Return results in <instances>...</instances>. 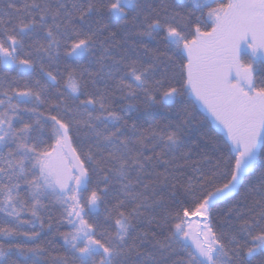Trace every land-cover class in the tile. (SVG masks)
Segmentation results:
<instances>
[{"label": "snow or ice", "instance_id": "obj_1", "mask_svg": "<svg viewBox=\"0 0 264 264\" xmlns=\"http://www.w3.org/2000/svg\"><path fill=\"white\" fill-rule=\"evenodd\" d=\"M258 153L264 0H0V264H264Z\"/></svg>", "mask_w": 264, "mask_h": 264}, {"label": "trees", "instance_id": "obj_2", "mask_svg": "<svg viewBox=\"0 0 264 264\" xmlns=\"http://www.w3.org/2000/svg\"><path fill=\"white\" fill-rule=\"evenodd\" d=\"M225 2H227V0H225ZM152 46H155V45H152ZM147 111H156L155 109H149ZM197 112H198V116H197V119L200 120V118L203 116V117H206V119L204 120H201V122L192 130V135L193 137H197L199 135V133L201 132H206L207 133V136L201 140V143L204 144L209 150H211L212 148V142L213 140L215 141H222L225 138V136L220 133L213 125L212 123L210 122L208 116L202 112L201 110L197 109ZM260 155H264V154H259L258 153V160H257V164H259V156ZM218 221H219V217L217 218ZM60 231H65L66 230V226H61L59 228ZM59 241L58 240H55L53 242L54 246L55 247H59Z\"/></svg>", "mask_w": 264, "mask_h": 264}, {"label": "rangeland", "instance_id": "obj_3", "mask_svg": "<svg viewBox=\"0 0 264 264\" xmlns=\"http://www.w3.org/2000/svg\"><path fill=\"white\" fill-rule=\"evenodd\" d=\"M205 114H206V113H205ZM206 115H207V114H206ZM208 118H209L210 122L212 123V125H213V126H214V127L220 132V133H222V134L225 136L223 130H222L221 128L215 126V124H214L213 121L211 120V117H208Z\"/></svg>", "mask_w": 264, "mask_h": 264}]
</instances>
